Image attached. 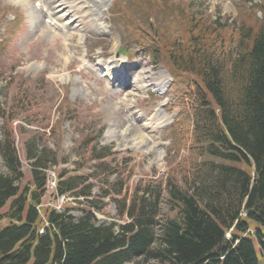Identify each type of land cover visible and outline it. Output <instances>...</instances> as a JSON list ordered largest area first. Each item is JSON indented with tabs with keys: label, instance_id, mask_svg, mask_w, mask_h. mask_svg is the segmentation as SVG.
Here are the masks:
<instances>
[{
	"label": "trees",
	"instance_id": "trees-1",
	"mask_svg": "<svg viewBox=\"0 0 264 264\" xmlns=\"http://www.w3.org/2000/svg\"><path fill=\"white\" fill-rule=\"evenodd\" d=\"M136 4L153 18L149 29L133 25L134 41L174 82L184 83L166 106L177 110L170 147L213 159L185 158L182 166L204 165L217 177L190 191L180 185L185 174L170 168L163 179L144 178L129 187L130 172L121 178V163L104 161L110 149L97 148L96 137H84L89 159L98 160L94 168L107 173H100L101 196L114 195L124 222L97 224L92 209L75 219L66 206L43 207L40 215L35 205L46 175L39 168L46 165L35 161L30 179L19 183L10 115L0 139L7 171L0 172V209L11 199L0 215V264H125L133 257L160 264H259L258 254L264 257V0L243 12L237 26L198 14L185 2ZM25 102L15 95L13 110ZM84 182L83 176L60 173L57 195L88 196ZM162 195L172 211L160 219ZM2 220L8 222L1 225Z\"/></svg>",
	"mask_w": 264,
	"mask_h": 264
},
{
	"label": "rangeland",
	"instance_id": "rangeland-1",
	"mask_svg": "<svg viewBox=\"0 0 264 264\" xmlns=\"http://www.w3.org/2000/svg\"><path fill=\"white\" fill-rule=\"evenodd\" d=\"M41 1L46 5L52 4V0ZM111 1H54V6H57L54 15L61 17L64 27L53 34L45 28L42 16L31 6V1L0 0V42H7V46L0 45V107L10 111V115L14 114L15 147L22 171L19 183L27 182L38 160L46 165L39 169L54 172L55 176L63 172L67 176H83L84 185L90 189L88 196L66 195L63 200H55L54 192L47 190L42 203L66 205L69 213L77 219L84 211L92 209L87 202L92 200V205L97 207L93 208L97 224L122 223L125 219L117 216L113 194L101 196L105 178L94 168L98 160L89 159V148L82 144L84 137H96L97 148L110 149L112 156L104 161L111 165H114L113 159L120 162L121 178L128 172L131 174L127 183L130 187L132 182L140 179H160L170 167L185 174L184 183L180 185L184 189L187 186L190 191L200 181H211L217 177L203 169L207 168L204 165L183 167L182 160L190 156L181 149L169 147L166 131L175 112H166L164 105L177 95L184 83L172 82L168 75L162 94L150 85L149 78H156L158 83L162 73L167 76V72L136 51V46L130 41L131 20L126 14L114 17ZM124 1L138 17L141 27H146V18L140 8L133 0ZM185 1L201 14L236 24L243 14L236 8L246 9L245 4L253 5L258 0ZM74 11L77 13L74 15L76 21L66 26L69 20L63 18ZM13 23L15 28L9 33ZM65 57L69 61L68 67L62 64ZM105 74L109 75V81ZM113 78L117 80L116 84L112 82ZM157 90L160 89L157 87ZM15 95L26 102L13 110ZM117 100H123L132 117L136 118L128 119L118 107ZM2 124L0 116V136ZM27 154L32 156L28 158ZM0 172H7L1 155ZM113 179L114 175H110L109 180ZM10 202L8 199L0 209V215ZM159 208L160 219L172 211L166 205V195H162ZM258 262L264 264V257L260 254ZM125 264L160 263L152 258L133 257Z\"/></svg>",
	"mask_w": 264,
	"mask_h": 264
},
{
	"label": "bare ground",
	"instance_id": "bare-ground-1",
	"mask_svg": "<svg viewBox=\"0 0 264 264\" xmlns=\"http://www.w3.org/2000/svg\"><path fill=\"white\" fill-rule=\"evenodd\" d=\"M54 1H55V2H56V1H59V2H60V1H63V2H64L65 0H52V4L55 3ZM64 3H65V2H64ZM52 4H51V5L49 4V8H48L49 10H51V12L54 11L55 9H57V8H56L57 6L54 7V4H53V5H52ZM60 5H61V4H60ZM73 5H74V4H73ZM64 6H65V5H64ZM73 7H74V6H73ZM70 10H71V9H70ZM39 14L42 15L41 13H39ZM74 15H75V13L73 14V16H74ZM53 17H54V16H53ZM71 17H72V16H71ZM71 17H69V18H71ZM54 18H55V17H54ZM55 19L60 20L58 17H56ZM146 72H147V71H146ZM161 72H163V71H161ZM142 73H143V72H142ZM162 76H163V77H162ZM162 76H161L162 78H159V79H158V80H159L158 83L155 82L156 78H153V79H152V78H149V80L151 79V80H150V81H151V82H150V85H153V86L156 88V91L159 92L160 94L163 93V91H164V89H165V87H166V86H165V85H166V81H167V79H168V76H166V75L163 74V73H162ZM138 78H139V75H138ZM145 79H146V78H145ZM141 80L144 81V77H143L142 74H141ZM157 87H158L160 90H157ZM158 108H160V107H158ZM6 202H7V201H6ZM6 202H5V204H6ZM5 204H4V205H5ZM4 205L2 206V208L4 207Z\"/></svg>",
	"mask_w": 264,
	"mask_h": 264
}]
</instances>
